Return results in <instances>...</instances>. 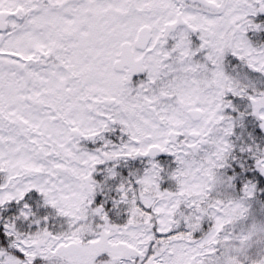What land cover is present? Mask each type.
<instances>
[{
	"label": "snow or ice",
	"instance_id": "snow-or-ice-1",
	"mask_svg": "<svg viewBox=\"0 0 264 264\" xmlns=\"http://www.w3.org/2000/svg\"><path fill=\"white\" fill-rule=\"evenodd\" d=\"M0 264H264V0H0Z\"/></svg>",
	"mask_w": 264,
	"mask_h": 264
}]
</instances>
